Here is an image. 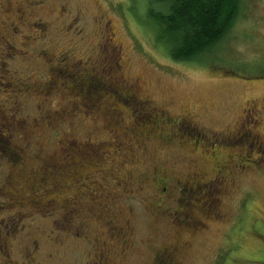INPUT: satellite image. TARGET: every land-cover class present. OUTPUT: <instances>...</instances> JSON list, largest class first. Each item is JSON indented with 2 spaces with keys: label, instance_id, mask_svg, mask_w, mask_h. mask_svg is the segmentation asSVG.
<instances>
[{
  "label": "rangeland",
  "instance_id": "obj_1",
  "mask_svg": "<svg viewBox=\"0 0 264 264\" xmlns=\"http://www.w3.org/2000/svg\"><path fill=\"white\" fill-rule=\"evenodd\" d=\"M149 4L0 0V264H264V0L188 61Z\"/></svg>",
  "mask_w": 264,
  "mask_h": 264
},
{
  "label": "trees",
  "instance_id": "obj_2",
  "mask_svg": "<svg viewBox=\"0 0 264 264\" xmlns=\"http://www.w3.org/2000/svg\"><path fill=\"white\" fill-rule=\"evenodd\" d=\"M239 1L149 0L148 12L159 25V37L166 38V41H160L169 47L170 56L188 61L211 51L223 39L235 20ZM155 3L162 5L159 12L155 11ZM63 72L75 81L78 91L82 89L80 86L96 85V81H99L94 77L86 79V83L82 82L75 78L74 70L57 69L55 74L61 75Z\"/></svg>",
  "mask_w": 264,
  "mask_h": 264
},
{
  "label": "flooded vegetation",
  "instance_id": "obj_3",
  "mask_svg": "<svg viewBox=\"0 0 264 264\" xmlns=\"http://www.w3.org/2000/svg\"><path fill=\"white\" fill-rule=\"evenodd\" d=\"M115 53V52H114ZM126 97L130 98L127 93H126ZM247 135V134H246ZM263 161V160H262ZM189 182V181H188ZM205 183H210V182H205ZM190 184V183H187ZM213 185V183H211ZM215 187V185H213ZM162 190H164V186L161 187ZM198 186L197 184H195L193 187H191V190H197ZM217 198L213 199V205H217ZM189 221L190 223L185 221H182L183 223H177L178 226L182 227V228H186V229H192L193 230H197L200 229L202 227V222L200 223L199 221L196 220V218H194V216L192 214H190L189 211ZM174 258H175V253H173L172 250L165 248L164 250H160L157 254H156V263L158 264H174Z\"/></svg>",
  "mask_w": 264,
  "mask_h": 264
}]
</instances>
